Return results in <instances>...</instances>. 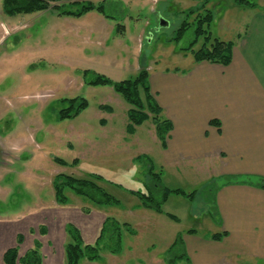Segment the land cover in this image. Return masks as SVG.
I'll use <instances>...</instances> for the list:
<instances>
[{
  "label": "rangeland",
  "instance_id": "rangeland-1",
  "mask_svg": "<svg viewBox=\"0 0 264 264\" xmlns=\"http://www.w3.org/2000/svg\"><path fill=\"white\" fill-rule=\"evenodd\" d=\"M91 1L102 2L115 20L95 11L81 17L53 10L8 17L0 0V264L14 247L16 264H66L71 228L80 234L82 248L97 249L98 258L84 257L79 264H189L185 258L171 263L172 253L179 252L170 246L189 231L200 236L218 231L220 182L209 180L206 161L167 166L152 122L128 134L129 106L110 87L84 85L83 73L120 82L133 79L140 63L148 64L151 75L186 70L192 56L181 49L189 47L192 30L172 40L185 19L195 24L208 11L213 22L205 28L207 45L217 38L234 41L245 32L251 12L264 10V0H248L258 7L250 9L235 0H206L202 16L190 12L204 0ZM99 19L111 26L99 28ZM204 42L199 38L192 50ZM76 97L86 100V109L60 119ZM147 159L161 187L195 192L193 198L170 194L160 212L145 207L139 194L147 195V188L161 198ZM60 174L90 180L118 203L97 205L69 190L66 203H59L53 181ZM107 218L128 225L121 244L115 236L97 242Z\"/></svg>",
  "mask_w": 264,
  "mask_h": 264
},
{
  "label": "crops",
  "instance_id": "crops-1",
  "mask_svg": "<svg viewBox=\"0 0 264 264\" xmlns=\"http://www.w3.org/2000/svg\"><path fill=\"white\" fill-rule=\"evenodd\" d=\"M248 19L230 40L228 66L192 58L186 70L148 72L150 92L172 124L165 147L159 143L166 165L206 161L209 180L220 182L215 233L224 236L184 235L189 264H264V10ZM95 25L111 26L106 19Z\"/></svg>",
  "mask_w": 264,
  "mask_h": 264
},
{
  "label": "trees",
  "instance_id": "trees-1",
  "mask_svg": "<svg viewBox=\"0 0 264 264\" xmlns=\"http://www.w3.org/2000/svg\"><path fill=\"white\" fill-rule=\"evenodd\" d=\"M196 1V0H195ZM201 1V0H198ZM206 0L202 2L198 8H192L190 14H198L204 11ZM54 4V5H53ZM236 6L243 8H256L255 3L248 0H235ZM48 10L55 11L60 16L66 17H81L89 12H98L100 15L105 17L107 20H115L114 16H109L105 12L104 5H94L91 0H2L1 11L5 16L15 17L18 15H29L45 12ZM188 16V14H187ZM202 16V15H201ZM211 13L206 11L201 19H196V23L189 24L185 19L180 25L179 29L175 32L172 40L175 42L180 41L185 34L192 30V41L187 49H181L191 53V56L195 63L209 62L215 65L228 66L231 61V51L234 46L232 41L223 42L221 40L214 39L210 45H207L210 35L206 36L207 30L205 29L212 23ZM119 29H123L122 26L118 25ZM199 38H204L203 46L199 50H192L193 44L197 42ZM140 69L133 79L124 80L120 82H112L107 77L94 73L92 71H84L83 81L84 85L90 87L96 86H107L113 89L124 102L129 106L126 116L128 124L126 126V132L128 134H134L135 128L143 125L147 121H151L154 125L155 135L161 144L165 147V141L168 133L172 129V124L162 115V109L158 106L154 100L148 82V71L145 66L140 63ZM69 105L66 109L61 110L59 118L64 120L77 116L82 110L87 107V102L82 98H73L68 100ZM108 108V107H107ZM56 163L64 165V162L57 159ZM147 170L148 175L152 177L154 182L158 184L160 188L158 190L161 193V198L158 199L155 196L156 191L147 188V195L139 194V198H144L143 205L160 212V203L164 202L170 194L184 195L189 199H192L195 192L185 195L182 190L175 189L169 190L161 187L159 184V174H153V164L147 159ZM100 178L98 176H94ZM264 185V181L262 183ZM53 187L55 197L61 204L66 203L65 191L69 190L76 196L85 197L90 202L97 205L116 204L114 198L109 196L103 189H101L96 183L90 182V180L77 179L68 175L60 174L56 175L53 181ZM142 197V198H141ZM174 218V216H170ZM122 228L123 231H129L127 224H120L114 219L107 218L102 226L101 236L97 239V242L106 238L110 240V237H116L117 244H121L122 241ZM188 233H194L189 231ZM70 238L73 243H68L65 248V260L66 264H79L80 261L87 257L90 261H94L97 257V249L84 246L82 248V241L80 234L74 228L69 230ZM224 236L223 233H215L211 235L212 240H220ZM21 242V240H19ZM170 249L178 250L179 253L176 255L172 253L170 262L176 261L177 259L184 258V247L182 237L178 236L171 244ZM169 249V250H170ZM118 250H112V253H117ZM169 252V251H168ZM35 253V252H34ZM17 247L7 250L3 254V261L5 264H16Z\"/></svg>",
  "mask_w": 264,
  "mask_h": 264
},
{
  "label": "water",
  "instance_id": "water-1",
  "mask_svg": "<svg viewBox=\"0 0 264 264\" xmlns=\"http://www.w3.org/2000/svg\"><path fill=\"white\" fill-rule=\"evenodd\" d=\"M163 24V23H162Z\"/></svg>",
  "mask_w": 264,
  "mask_h": 264
}]
</instances>
